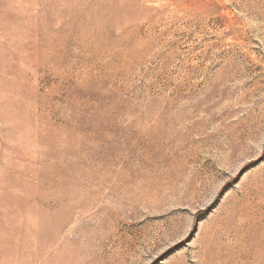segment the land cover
<instances>
[{"label": "rangeland", "instance_id": "rangeland-1", "mask_svg": "<svg viewBox=\"0 0 264 264\" xmlns=\"http://www.w3.org/2000/svg\"><path fill=\"white\" fill-rule=\"evenodd\" d=\"M0 264H264V0H0Z\"/></svg>", "mask_w": 264, "mask_h": 264}]
</instances>
